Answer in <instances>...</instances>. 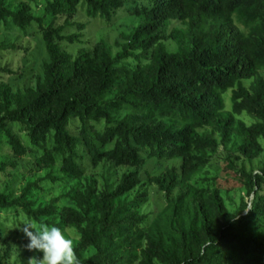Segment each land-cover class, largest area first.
<instances>
[{
    "label": "trees",
    "instance_id": "trees-1",
    "mask_svg": "<svg viewBox=\"0 0 264 264\" xmlns=\"http://www.w3.org/2000/svg\"><path fill=\"white\" fill-rule=\"evenodd\" d=\"M3 1L0 23L12 19L21 29L37 23L50 61L35 89L9 95L8 88L1 87L0 134L8 122L24 125L32 145L43 150L38 165L53 167L63 156L65 177L82 178L85 157L94 167L107 161L136 171L125 173L113 191L97 192L92 186L77 191L76 208L59 210L54 199L34 209L25 200L26 189L16 199L0 193V209H21L36 222L59 217L78 229L80 264H264V170L248 177L255 199L246 214L230 213L218 190L206 194L190 185L208 165L207 152L219 148L216 134L222 144L235 134L243 137L240 152L251 160L263 151L264 0H46L44 17L33 15L27 4L12 11ZM128 4L140 23L117 55L104 40L75 57L63 48V43L80 42L81 33H65L67 28L85 29L71 21L80 7L90 19L111 22ZM47 16L66 20L47 27ZM173 22L184 29L170 33ZM169 40L178 43L179 52H169ZM131 59L135 65L127 64ZM250 80L247 88L244 82ZM113 91L115 96L109 98ZM229 91L231 112L223 98ZM244 113L257 122L238 121ZM168 117L184 123L176 127L165 121ZM72 120L81 124L78 136L69 131ZM102 122L103 131L89 128ZM200 129L211 132L201 135ZM52 134L54 145L47 148ZM10 142L16 157L28 154L16 135H10ZM81 147L85 154L79 152ZM143 151L160 161L182 160L180 170L169 169L152 182L167 196L181 189L178 204L187 200L192 218L189 228H181L179 242L166 246L163 240L148 238L138 255L135 245L142 237L137 227L147 217L123 197L142 182ZM85 250L95 254L85 257Z\"/></svg>",
    "mask_w": 264,
    "mask_h": 264
},
{
    "label": "rangeland",
    "instance_id": "rangeland-1",
    "mask_svg": "<svg viewBox=\"0 0 264 264\" xmlns=\"http://www.w3.org/2000/svg\"><path fill=\"white\" fill-rule=\"evenodd\" d=\"M3 3L12 11H18L23 4H27L33 15L45 16L46 0H4ZM130 11L131 6L128 4L126 9L115 15L113 21L108 22L100 18H88L85 8L80 7L77 16L71 21L84 24L85 29L79 31L73 27L65 31L68 35L81 33L80 42L63 43V48L75 57L83 49H91L97 42L104 40L111 48L113 55H117L126 44L125 37L130 35L140 23V19L133 16ZM65 20L63 17L54 19L52 16H47L45 25L48 27L53 23L55 27H59L64 24ZM176 29L181 31L184 26L173 22L169 31L171 33ZM165 44L169 52H179V45L174 40L166 41ZM49 61L43 33L37 23L21 29L15 26L12 19L2 21L0 23V102L3 100L2 86L8 88L9 95L35 89L38 83L44 80V67ZM127 64L135 65V59L129 60ZM252 82L253 80L245 81L244 85L249 88ZM115 94L116 91H113L109 98L114 97ZM223 98L226 111L231 112L232 92H227ZM236 119L246 125L257 122L255 117L247 113L237 116ZM165 121L174 123L176 127L184 123L178 117H168ZM80 127L78 120H72L69 131L78 136ZM89 128L103 131L105 123L93 124ZM207 132H211V129L199 130L201 135ZM10 135H16L21 144L27 148L26 156L16 157L13 154ZM215 138L220 144L219 148L215 152H207L208 165L192 177L190 185L203 190L206 194L218 190L230 213L237 215L244 212L246 214L255 199V195L249 193L248 177L262 174L264 170V137L259 139L263 149L262 153L252 160L240 152L241 145L245 144L243 137L235 134L226 144H222L218 134ZM53 145L52 134L49 136L46 147L51 148ZM111 148L113 145L106 147L107 150ZM79 152L85 154L84 148L81 147ZM142 154L146 158V165L139 171L142 182L123 197V200L131 203L141 215L147 217L145 222L137 227V234L142 237V240L136 241L135 245V253L138 255L140 247L147 246L148 238L163 240L166 246L179 242L181 228H189L192 218L190 203L186 200L183 204H178L181 189H176L172 195L167 196L152 182L154 177L161 176L169 169L180 170L182 160L160 161L157 158H150L147 151H143ZM42 155L43 150L32 145L24 125L8 122L6 131L0 134V167L4 168L0 172V193L16 199L23 195L24 190L29 189L25 200L31 201L34 209L45 207L54 199L58 200L56 206L59 210L65 207L76 208L74 195L77 191H84L90 186L94 187L97 192H104L108 189L113 191L125 173L136 171L135 168L117 167L114 163L107 161L94 167L90 159L85 157L82 162L84 176L74 179L65 177L61 173L63 156L56 158L55 166L42 169L38 165V160ZM11 163L16 164L11 165ZM261 194L264 195V188ZM26 223H33L36 226L41 223L48 225L56 223L58 227L66 229V234L74 240L75 249L80 245L78 229L64 225L59 217L43 218L40 222H36L25 215L21 209H0V264H30L33 260L39 261L43 258L42 252L28 248L29 241L23 231ZM94 254L93 250L84 252L85 257ZM35 261L32 264H35ZM156 264L161 263L156 262Z\"/></svg>",
    "mask_w": 264,
    "mask_h": 264
},
{
    "label": "clouds",
    "instance_id": "clouds-1",
    "mask_svg": "<svg viewBox=\"0 0 264 264\" xmlns=\"http://www.w3.org/2000/svg\"><path fill=\"white\" fill-rule=\"evenodd\" d=\"M24 234L30 250L43 253V258L35 264H80L74 240L66 234V229L41 223L24 224ZM30 264H32V262Z\"/></svg>",
    "mask_w": 264,
    "mask_h": 264
}]
</instances>
